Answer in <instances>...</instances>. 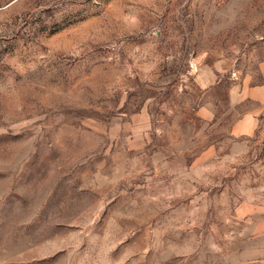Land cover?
<instances>
[{"label": "rangeland", "instance_id": "obj_1", "mask_svg": "<svg viewBox=\"0 0 264 264\" xmlns=\"http://www.w3.org/2000/svg\"><path fill=\"white\" fill-rule=\"evenodd\" d=\"M264 0H0V264H264Z\"/></svg>", "mask_w": 264, "mask_h": 264}, {"label": "crops", "instance_id": "obj_2", "mask_svg": "<svg viewBox=\"0 0 264 264\" xmlns=\"http://www.w3.org/2000/svg\"><path fill=\"white\" fill-rule=\"evenodd\" d=\"M261 71V83L248 89V92L250 93L249 96H251V100L256 103L264 104V64L261 65Z\"/></svg>", "mask_w": 264, "mask_h": 264}]
</instances>
